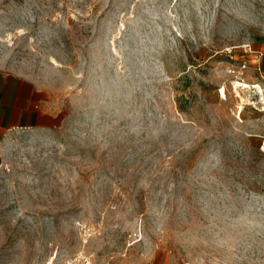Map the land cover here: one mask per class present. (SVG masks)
Wrapping results in <instances>:
<instances>
[{
	"label": "rangeland",
	"instance_id": "1",
	"mask_svg": "<svg viewBox=\"0 0 264 264\" xmlns=\"http://www.w3.org/2000/svg\"><path fill=\"white\" fill-rule=\"evenodd\" d=\"M0 69V264H264V0H0Z\"/></svg>",
	"mask_w": 264,
	"mask_h": 264
},
{
	"label": "crops",
	"instance_id": "2",
	"mask_svg": "<svg viewBox=\"0 0 264 264\" xmlns=\"http://www.w3.org/2000/svg\"><path fill=\"white\" fill-rule=\"evenodd\" d=\"M55 117L30 79L0 69V135L22 126H48Z\"/></svg>",
	"mask_w": 264,
	"mask_h": 264
},
{
	"label": "built area",
	"instance_id": "3",
	"mask_svg": "<svg viewBox=\"0 0 264 264\" xmlns=\"http://www.w3.org/2000/svg\"><path fill=\"white\" fill-rule=\"evenodd\" d=\"M89 234V228L82 226V239L85 242ZM44 264H94L92 255L83 250L78 251L72 256L57 259L50 257Z\"/></svg>",
	"mask_w": 264,
	"mask_h": 264
},
{
	"label": "bare ground",
	"instance_id": "4",
	"mask_svg": "<svg viewBox=\"0 0 264 264\" xmlns=\"http://www.w3.org/2000/svg\"><path fill=\"white\" fill-rule=\"evenodd\" d=\"M244 86H250L248 83H245Z\"/></svg>",
	"mask_w": 264,
	"mask_h": 264
}]
</instances>
